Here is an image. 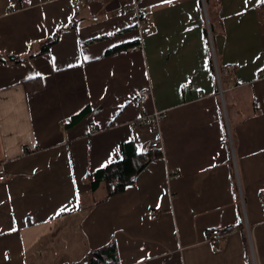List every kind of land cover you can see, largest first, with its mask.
Here are the masks:
<instances>
[{"label": "crops", "instance_id": "obj_1", "mask_svg": "<svg viewBox=\"0 0 264 264\" xmlns=\"http://www.w3.org/2000/svg\"><path fill=\"white\" fill-rule=\"evenodd\" d=\"M77 1L0 0V264H87L112 242L121 264H264V0H137L146 33L118 10L134 0ZM214 56L235 64L223 94ZM154 110L160 155L93 191L123 143L149 151L157 130L132 122ZM232 223L219 250L206 230Z\"/></svg>", "mask_w": 264, "mask_h": 264}, {"label": "trees", "instance_id": "obj_2", "mask_svg": "<svg viewBox=\"0 0 264 264\" xmlns=\"http://www.w3.org/2000/svg\"><path fill=\"white\" fill-rule=\"evenodd\" d=\"M73 24H69L72 26ZM59 32L47 42L50 46L57 41ZM41 85L40 80H32L27 83L28 87ZM83 112L74 117L72 121L82 116ZM71 121V122H72ZM123 157L110 163L102 168H99L91 181V188L95 191L101 184L107 187V197L123 191L130 184L135 176L157 155L160 151L157 149L146 152H139L134 141L130 140L123 143ZM157 150V151H156ZM87 264H121L117 247L114 242L108 245L92 250L84 260Z\"/></svg>", "mask_w": 264, "mask_h": 264}, {"label": "built area", "instance_id": "obj_3", "mask_svg": "<svg viewBox=\"0 0 264 264\" xmlns=\"http://www.w3.org/2000/svg\"><path fill=\"white\" fill-rule=\"evenodd\" d=\"M22 3H27L30 0H21ZM78 0L77 2H79ZM119 12H134L137 19L139 26H142V33H146L151 31L150 26V18L151 14L144 15L143 11L141 10L138 1L134 0V3L132 5H125L120 7ZM207 27L209 31V36H211V30H210V24L209 20L207 18ZM142 37H140L141 39ZM142 41H140L137 45H135L133 48L141 47ZM214 68L217 75V80L219 84V91L221 94L224 92V84L226 83V86L229 88L233 87V84L230 80H227V78L231 75V73L235 69V64L229 63L225 65H219L217 63L216 57L214 56ZM261 73L264 76V65L261 67ZM153 97V89L151 85H146L143 88L139 90L137 93V96L135 98V103L137 105H142L146 101L150 100ZM165 116L164 110H154L152 113L144 114L139 116L137 119H135L132 123L135 124H142V123H148L155 127V129L158 132V137L155 140H151L147 144L148 150H155V149H162L163 147V140L161 137V131H160V122ZM178 176V174H177ZM7 177V173L5 168L0 167V180H4ZM152 217H156V214L153 213ZM238 230L237 224H226L222 227H216V228H210L206 230L207 239L211 241L219 250L221 249V245L219 244V240L222 238L227 237L228 235L232 234Z\"/></svg>", "mask_w": 264, "mask_h": 264}, {"label": "rangeland", "instance_id": "obj_4", "mask_svg": "<svg viewBox=\"0 0 264 264\" xmlns=\"http://www.w3.org/2000/svg\"><path fill=\"white\" fill-rule=\"evenodd\" d=\"M104 192H105V188L102 187V188L99 189V191L97 192V194H98V195H101V194H103Z\"/></svg>", "mask_w": 264, "mask_h": 264}]
</instances>
